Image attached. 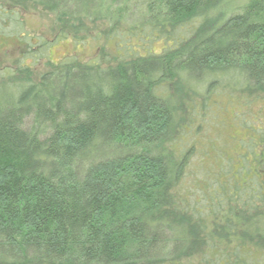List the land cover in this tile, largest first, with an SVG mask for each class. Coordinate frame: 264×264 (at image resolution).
<instances>
[{"label":"trees","instance_id":"16d2710c","mask_svg":"<svg viewBox=\"0 0 264 264\" xmlns=\"http://www.w3.org/2000/svg\"><path fill=\"white\" fill-rule=\"evenodd\" d=\"M233 4L0 0L137 41L8 68L0 264H264V0Z\"/></svg>","mask_w":264,"mask_h":264},{"label":"rangeland","instance_id":"374dc122","mask_svg":"<svg viewBox=\"0 0 264 264\" xmlns=\"http://www.w3.org/2000/svg\"><path fill=\"white\" fill-rule=\"evenodd\" d=\"M236 7L242 6L247 0H232ZM5 7L4 5H2ZM8 8H4L6 10ZM11 13L0 19V91L3 94L4 85L9 91L15 89V83L9 78L8 68L14 69L19 65H27L32 68L33 80H38L50 69L51 64H59L77 60L82 63H91L98 59L101 61L111 60L120 53L117 41H123L129 45H136L137 41L129 34L128 25H122L124 30L115 38V41L108 40L106 34L110 33V26L104 23L103 26L92 31L86 37V33L77 34L73 37L71 31L62 32L61 27L54 14L35 9L33 6H25L18 9L12 8ZM138 19L141 15L137 16ZM104 32L98 38L100 32ZM123 33L124 36H120ZM163 43H156L148 46L155 52L161 51ZM105 51V56L101 53ZM103 66H106L104 63ZM1 96V95H0ZM221 103H224L222 101ZM226 115L229 111L228 105H222ZM259 107V106H258ZM260 108V107H259ZM221 111V109H220ZM251 174V173H250Z\"/></svg>","mask_w":264,"mask_h":264}]
</instances>
